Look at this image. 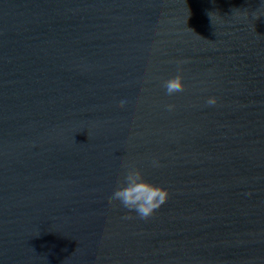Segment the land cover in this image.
<instances>
[{
    "label": "water",
    "instance_id": "95a60500",
    "mask_svg": "<svg viewBox=\"0 0 264 264\" xmlns=\"http://www.w3.org/2000/svg\"><path fill=\"white\" fill-rule=\"evenodd\" d=\"M261 5L0 0V264H264Z\"/></svg>",
    "mask_w": 264,
    "mask_h": 264
},
{
    "label": "clouds",
    "instance_id": "9594fccd",
    "mask_svg": "<svg viewBox=\"0 0 264 264\" xmlns=\"http://www.w3.org/2000/svg\"><path fill=\"white\" fill-rule=\"evenodd\" d=\"M261 9H264V5H261ZM163 86L169 96L185 90L183 76L180 74L165 80ZM217 102L216 97H210L206 101L208 106H215ZM126 104L127 100L122 99L119 102V107L124 108ZM166 107L169 111H173L176 105L169 104ZM152 166L159 168L161 166L159 160L153 159ZM125 167L126 172L123 181L113 191L109 199L110 201H118L124 209L135 212L137 218L147 221L167 202L170 193L167 189L146 180L143 171L134 165H126ZM130 218L125 217V219Z\"/></svg>",
    "mask_w": 264,
    "mask_h": 264
}]
</instances>
